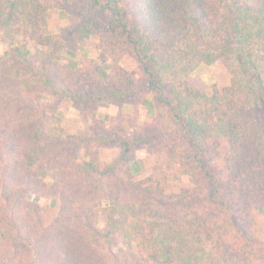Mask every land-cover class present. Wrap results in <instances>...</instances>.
<instances>
[{
	"label": "trees",
	"instance_id": "obj_1",
	"mask_svg": "<svg viewBox=\"0 0 264 264\" xmlns=\"http://www.w3.org/2000/svg\"><path fill=\"white\" fill-rule=\"evenodd\" d=\"M0 34L23 43L0 55V264H264V0H0ZM91 40L89 79L67 56ZM215 64L228 82L194 86ZM148 101L127 136L84 131L110 164L49 131Z\"/></svg>",
	"mask_w": 264,
	"mask_h": 264
},
{
	"label": "rangeland",
	"instance_id": "obj_2",
	"mask_svg": "<svg viewBox=\"0 0 264 264\" xmlns=\"http://www.w3.org/2000/svg\"><path fill=\"white\" fill-rule=\"evenodd\" d=\"M67 24V17L61 11L53 12L50 19L42 23L44 32L55 33L64 28ZM96 40L88 41L84 47H82L74 57L67 56L70 60H75L76 63H81L80 67L83 68V74L90 79V73L88 66L86 65L88 58L96 59L97 62L104 63L107 61V57L101 55L97 51ZM23 45L22 41L17 37L12 38L6 35L0 34V55L10 50L11 47H19ZM124 67L130 71L133 75L139 76V67L136 62L130 59H126L123 62ZM229 80V75L226 70L219 64L213 66H201L192 76L191 81L194 86L198 88H204L210 86L216 82L226 84ZM152 97L150 96L149 99ZM148 99V100H149ZM53 117V122L49 127V131L55 135H60L63 138L75 137L80 144V152L82 155L95 152L98 153L99 159L104 163H112L120 154L119 148H113L100 145L99 143H90L89 145H83L82 135L87 131V134L92 136L95 133L101 135L111 136V133H116L122 136L129 135L133 126L144 125L150 121L154 116V106L151 101L145 103L142 107H135L131 104H127L123 107H117L106 103L100 108L98 114V126L94 129L93 133L89 131L91 127H94L92 122L86 117H83L76 108L65 109L64 112L60 111ZM91 126V127H89ZM89 127V128H88ZM141 169H137V177L144 179L148 176L154 175L156 159L151 156L140 155ZM50 183L49 179H46ZM182 185H189L187 179L182 183L174 184L175 190H178ZM104 217H102L103 219Z\"/></svg>",
	"mask_w": 264,
	"mask_h": 264
},
{
	"label": "crops",
	"instance_id": "obj_3",
	"mask_svg": "<svg viewBox=\"0 0 264 264\" xmlns=\"http://www.w3.org/2000/svg\"><path fill=\"white\" fill-rule=\"evenodd\" d=\"M149 100H151V99H149Z\"/></svg>",
	"mask_w": 264,
	"mask_h": 264
}]
</instances>
